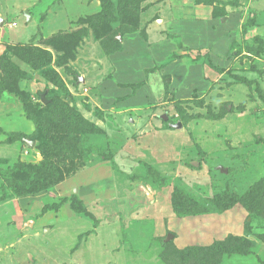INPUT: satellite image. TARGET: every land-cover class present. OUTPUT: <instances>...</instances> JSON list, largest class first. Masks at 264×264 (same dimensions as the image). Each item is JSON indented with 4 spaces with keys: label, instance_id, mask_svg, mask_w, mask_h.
I'll use <instances>...</instances> for the list:
<instances>
[{
    "label": "rangeland",
    "instance_id": "obj_1",
    "mask_svg": "<svg viewBox=\"0 0 264 264\" xmlns=\"http://www.w3.org/2000/svg\"><path fill=\"white\" fill-rule=\"evenodd\" d=\"M253 3L0 0V264H264Z\"/></svg>",
    "mask_w": 264,
    "mask_h": 264
},
{
    "label": "water",
    "instance_id": "obj_2",
    "mask_svg": "<svg viewBox=\"0 0 264 264\" xmlns=\"http://www.w3.org/2000/svg\"><path fill=\"white\" fill-rule=\"evenodd\" d=\"M45 102V100L43 99ZM130 196L129 199H132L131 207H136V206H148L150 202L153 201L152 195L146 190V188L143 185H137L135 190L128 193ZM126 200V199H125ZM123 200V201H125Z\"/></svg>",
    "mask_w": 264,
    "mask_h": 264
},
{
    "label": "crops",
    "instance_id": "obj_3",
    "mask_svg": "<svg viewBox=\"0 0 264 264\" xmlns=\"http://www.w3.org/2000/svg\"><path fill=\"white\" fill-rule=\"evenodd\" d=\"M253 6H256V8H254V9L256 10V12L258 11V13L264 11V1H262V2L257 1L256 2V0H255V3H253ZM247 8L244 7L243 9L246 10V11H248ZM230 15L235 16V14H230ZM230 15L228 16L229 17L228 18L229 20L224 25L221 24V26L217 27V30H218V32H219L220 35H223V33H225L227 30H229L230 32L232 31L234 33L237 32L238 25H239L238 22H237V19L231 17ZM224 20L225 19H223L222 21H224ZM1 22L2 21L0 20V23Z\"/></svg>",
    "mask_w": 264,
    "mask_h": 264
},
{
    "label": "bare ground",
    "instance_id": "obj_4",
    "mask_svg": "<svg viewBox=\"0 0 264 264\" xmlns=\"http://www.w3.org/2000/svg\"><path fill=\"white\" fill-rule=\"evenodd\" d=\"M31 141V140H30Z\"/></svg>",
    "mask_w": 264,
    "mask_h": 264
}]
</instances>
